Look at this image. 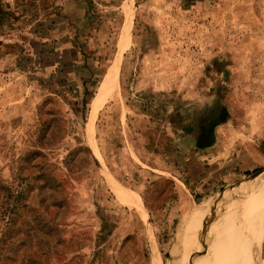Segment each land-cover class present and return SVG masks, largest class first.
<instances>
[{"label": "rangeland", "instance_id": "374dc122", "mask_svg": "<svg viewBox=\"0 0 264 264\" xmlns=\"http://www.w3.org/2000/svg\"><path fill=\"white\" fill-rule=\"evenodd\" d=\"M0 1L20 16L12 29L0 26V264L234 257L230 248L235 255L223 256L221 233L253 183L264 181V0H38L42 21L56 14L49 23L35 22L31 0ZM64 20L66 38L91 48L84 76L45 70L61 45L49 29ZM114 65L122 98L105 104L89 129ZM207 100L213 104L202 109ZM217 106L227 119L221 158L245 151L249 174L191 189L172 145L187 119L207 112L208 122ZM118 191L137 196L141 210ZM258 214L239 240L248 264L264 262V209Z\"/></svg>", "mask_w": 264, "mask_h": 264}, {"label": "crops", "instance_id": "0c3cea01", "mask_svg": "<svg viewBox=\"0 0 264 264\" xmlns=\"http://www.w3.org/2000/svg\"><path fill=\"white\" fill-rule=\"evenodd\" d=\"M0 7L3 8L2 1H0ZM6 9H12V7ZM54 17L55 15H52L49 19L45 18V21H42L41 16H38L35 22L49 23ZM74 18L76 21L78 19L81 21L83 16L78 15L74 16ZM0 26L3 31L9 30L6 27L3 28L2 25ZM69 28L70 26L65 24L64 20V22L62 21L57 26L49 29V31L56 32L61 45L55 46L50 52L49 55L52 57V62L45 67V70L50 71L52 74L59 73L61 77H75L78 74L84 76L90 70L85 62L87 57L92 56V53L89 52L91 48L87 41H84L82 46L75 38H71L69 41L66 38ZM87 31L88 28L81 25L78 33H82L80 35L85 38ZM226 124H220L215 129L211 141L208 138L207 143L201 142L202 138L195 134L193 130L190 133L188 130L184 133L182 132V138L177 141L181 151L176 157L179 159L176 169L181 173L186 185L191 189L204 183L207 178L212 177L213 180H219L229 174L240 173L244 168V170H248L246 165L249 160L245 151H231L226 158H221V154L225 151L221 148V131ZM111 183L112 181L110 180Z\"/></svg>", "mask_w": 264, "mask_h": 264}, {"label": "bare ground", "instance_id": "6f19581e", "mask_svg": "<svg viewBox=\"0 0 264 264\" xmlns=\"http://www.w3.org/2000/svg\"><path fill=\"white\" fill-rule=\"evenodd\" d=\"M129 26L130 24H126L125 26V29H127L126 31H128ZM121 98H122V95H121V89H120L119 69H118V65H114L111 69H109L103 81L101 82L97 95L93 101L91 116L87 124V126L90 127L89 129L93 128L94 119L96 118V115L98 114L99 110L103 106H105V104L111 101L118 102ZM118 195H119L121 202L124 205L133 207L137 210H141L142 203L137 196L130 194L128 191H118ZM262 209H264V181L263 179L258 182H254L253 185L250 187L249 191H247V195L245 196V198H243L242 200L239 201V203H237V209H235L233 216L230 218V225L227 228L228 231L221 233L223 237L222 238L223 256H225L224 254H229L232 256L236 254L234 257L226 259V261L228 262L224 261L223 264H245L247 263L246 252H244V250L241 249L242 241H239V240H241L240 238L243 235L244 230H246L248 227L251 226L252 222H254L257 215H259L258 213L262 211ZM226 242H228L229 245ZM224 247L227 249V251L224 249ZM229 248L236 249V253L231 252ZM249 249L250 247H248V251ZM213 256H214V253H213ZM156 263L157 262L155 261V264ZM259 264H264V262L259 263Z\"/></svg>", "mask_w": 264, "mask_h": 264}, {"label": "trees", "instance_id": "16d2710c", "mask_svg": "<svg viewBox=\"0 0 264 264\" xmlns=\"http://www.w3.org/2000/svg\"><path fill=\"white\" fill-rule=\"evenodd\" d=\"M44 3L42 2H38V0H31L29 1V3L27 4L30 8V10H32V14L34 15V18L37 19L40 13H43L46 11V6L43 5ZM29 10V9H28ZM18 13V12H17ZM45 14V13H43ZM53 15V14H52ZM50 13L48 15H46L47 17L52 16ZM56 15V14H55ZM58 15V14H57ZM60 15V14H59ZM20 18L19 15L15 16V12L13 11H6L4 10L2 7H0V25H4V24H8L10 26V29H12L13 26V21L14 20H18ZM213 104V100L210 101H204V104L202 106V109H206L211 106ZM217 110V111H216ZM217 106V108L214 110V108H210V111L212 112V115L216 118H213V116L210 117V121H205V118L207 117L208 114H206L207 112H202V118L201 120L199 119V122H193L192 120L194 118H189L187 119L188 122L186 124L182 125L183 128V133L186 132V130H188V132L190 133L192 130L195 132V134H197L198 136H200L202 138L201 142L207 143L208 138L210 139L209 141H211V138H213L214 133H215V129L222 123H226L227 119H223L220 118L221 117V112L222 110H220ZM214 111L215 114H214ZM205 113V114H204ZM205 116H204V115ZM197 128V129H196ZM180 138H182V135L180 136ZM179 138V139H180ZM178 139V140H179ZM178 140L175 141V143L172 145V151L173 148L175 149V154L178 155L180 153L181 150L179 145H178ZM173 141V140H172ZM171 142V141H170ZM172 156H174V153H172V155L170 156L172 158ZM177 157V156H176ZM173 159V158H172ZM175 161V160H174ZM176 164H178V161H175ZM259 170V168H256L254 170L257 171ZM247 174H249V170H247L246 172Z\"/></svg>", "mask_w": 264, "mask_h": 264}, {"label": "water", "instance_id": "95a60500", "mask_svg": "<svg viewBox=\"0 0 264 264\" xmlns=\"http://www.w3.org/2000/svg\"><path fill=\"white\" fill-rule=\"evenodd\" d=\"M258 173V172H257ZM256 175V174H255Z\"/></svg>", "mask_w": 264, "mask_h": 264}]
</instances>
